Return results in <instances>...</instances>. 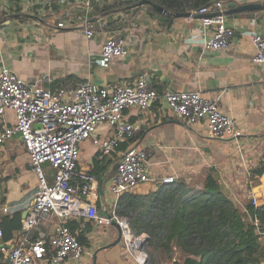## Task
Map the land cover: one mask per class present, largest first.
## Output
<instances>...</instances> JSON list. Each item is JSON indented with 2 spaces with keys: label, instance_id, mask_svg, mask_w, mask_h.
<instances>
[{
  "label": "crops",
  "instance_id": "0c3cea01",
  "mask_svg": "<svg viewBox=\"0 0 264 264\" xmlns=\"http://www.w3.org/2000/svg\"><path fill=\"white\" fill-rule=\"evenodd\" d=\"M122 1L105 7L113 0H90L89 7L85 0H0V58L26 82L51 89L76 86L85 80L95 86L130 83L145 75L158 92L199 90L233 118L241 135L211 137L204 120L185 122L173 114L164 98L151 101L143 111L134 106L123 110L121 119L139 127L134 136L119 142L114 151L101 158L91 138L82 140L77 168L94 175L92 171H97L98 182L102 178L103 201L98 197L96 207L106 213L111 207L107 192L112 167L121 152L129 147L147 150L151 179L124 192L116 202L117 212L127 218L132 242L127 245L122 237L116 241L118 230L113 224L100 226L85 218L80 221L83 217L71 218L79 222L75 232L85 240L84 252L77 259L57 264H164L179 260L181 251L176 240H165V228L156 226L170 217L171 202L161 201L179 179L186 182L195 175L204 177L212 168L232 197V190L237 188L264 190V171L255 177L257 184L250 174L264 156V62L252 61L255 46L249 39L250 32H264V19L248 18L243 11L237 17L235 12L226 13L234 27L231 42L218 50L206 49L203 43L210 29L203 27L201 16H172L162 21L150 14L149 6L137 5L138 0ZM150 1L169 11L196 14L205 0ZM222 1L225 10L230 2H264ZM61 20H68V25L58 27L56 22ZM87 22L94 25L90 38L84 33ZM117 35L123 38L128 54L103 56L104 40ZM7 117L12 119V114L8 112ZM112 134L113 127L107 122L96 126L99 139ZM164 176H175V184L164 183ZM35 190L36 176L20 137L0 143L1 229L8 221L2 222L5 216L22 221ZM235 203L243 208L245 202ZM153 231L158 232L155 235ZM43 233L51 235L52 226L46 231L33 230L31 237ZM19 235L17 229L11 238H0V246L10 245ZM5 258L6 252L0 249V264Z\"/></svg>",
  "mask_w": 264,
  "mask_h": 264
},
{
  "label": "built area",
  "instance_id": "2783aa9c",
  "mask_svg": "<svg viewBox=\"0 0 264 264\" xmlns=\"http://www.w3.org/2000/svg\"><path fill=\"white\" fill-rule=\"evenodd\" d=\"M85 5L90 7V0H85ZM225 8L222 0H207L198 8L203 27L210 29L203 43L206 49L218 50L231 42L234 27L228 23ZM68 23L61 20L56 25L64 27ZM84 33L87 38L93 35V23H86ZM249 39L255 46L252 61L264 62V32H250ZM101 54L107 58L126 56L128 50L123 38L117 35L104 40ZM0 63V143L19 136L36 176L33 202L21 221L19 237L10 245L0 246L6 252L4 264H57L79 258L84 248L77 233L67 224L71 218L83 217L100 226L116 223L123 240L131 244L133 235L127 218L117 212L116 202L124 192L151 179L147 150L129 147L121 152L108 184L111 207L106 213L96 208L97 176L77 168L82 140L91 138L99 147L101 158L114 151L119 142L134 136L139 127L121 119L123 110L134 106L143 111L151 101L165 98L176 117L189 124L204 120L211 137L241 135L233 118L219 108L215 99L199 90L158 92L145 75L130 83L95 86L85 80L76 86L51 89L26 82L1 58ZM8 112L12 119L7 117ZM102 121L113 127V134L99 139L95 129ZM161 180L168 185L176 182L175 176H164ZM252 202L257 204L255 197ZM51 226V235L31 237L33 230L46 231Z\"/></svg>",
  "mask_w": 264,
  "mask_h": 264
},
{
  "label": "trees",
  "instance_id": "16d2710c",
  "mask_svg": "<svg viewBox=\"0 0 264 264\" xmlns=\"http://www.w3.org/2000/svg\"><path fill=\"white\" fill-rule=\"evenodd\" d=\"M121 2L113 0V4L104 6ZM105 168L103 166L102 170ZM263 171L264 156L250 170L253 184L258 183L255 177ZM92 172L98 176L97 171ZM169 191L161 202H171L173 209L168 221L156 226L158 229L163 226L165 240H176L180 247L181 257L173 264H257L264 259V246L260 241V235L264 233V200L254 204L250 198L243 201L242 208L223 189L212 168L208 169L199 188L189 187L179 179ZM96 208L100 210L99 206ZM7 219L5 225H1L4 239L11 238L13 231L21 226L18 217L5 216L2 222ZM67 224L73 231L79 226L74 219H69ZM157 232L152 233L156 235ZM77 236L82 244L83 236L81 233Z\"/></svg>",
  "mask_w": 264,
  "mask_h": 264
},
{
  "label": "water",
  "instance_id": "95a60500",
  "mask_svg": "<svg viewBox=\"0 0 264 264\" xmlns=\"http://www.w3.org/2000/svg\"><path fill=\"white\" fill-rule=\"evenodd\" d=\"M137 5L142 6H149L150 7V14L153 15L155 18L160 19L162 21H166L169 17L172 16H190V15H199L202 16L201 13L197 12L196 14L188 11L183 12H177V11H169L165 9L161 4L152 2L150 0H138ZM227 10H225V13H232L235 12V17H237L239 12L243 11L246 13V16L248 18H262L264 19V2H255V3H245L240 5H235L233 2H230L227 4ZM164 102L168 106L167 101L164 98ZM118 162H115V164L112 167V170H115L117 167ZM102 178L99 180V201L102 202ZM26 214V211L23 212L22 216ZM117 227L118 230V236L116 241L120 240L121 233L119 227L116 225V223H113Z\"/></svg>",
  "mask_w": 264,
  "mask_h": 264
},
{
  "label": "rangeland",
  "instance_id": "374dc122",
  "mask_svg": "<svg viewBox=\"0 0 264 264\" xmlns=\"http://www.w3.org/2000/svg\"><path fill=\"white\" fill-rule=\"evenodd\" d=\"M203 176L195 175L191 177L190 179H186V185L189 187L195 186L197 188L200 187L202 182ZM175 186V185H174ZM231 194L236 199V202H243L248 199H253V197L256 198L257 202L264 200V190L258 191V189L247 188V189H236L235 191L232 190ZM260 241L262 245L264 246V234L261 235ZM264 260V259H263ZM264 264V261H263Z\"/></svg>",
  "mask_w": 264,
  "mask_h": 264
}]
</instances>
